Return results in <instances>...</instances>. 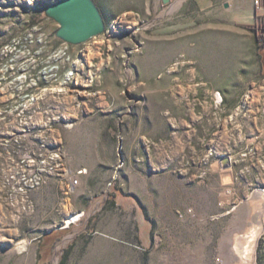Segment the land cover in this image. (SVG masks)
<instances>
[{"label": "rangeland", "instance_id": "obj_1", "mask_svg": "<svg viewBox=\"0 0 264 264\" xmlns=\"http://www.w3.org/2000/svg\"><path fill=\"white\" fill-rule=\"evenodd\" d=\"M53 1L0 0V264H264V70L214 63L251 64L264 20L94 0L105 31L38 57Z\"/></svg>", "mask_w": 264, "mask_h": 264}, {"label": "crops", "instance_id": "obj_2", "mask_svg": "<svg viewBox=\"0 0 264 264\" xmlns=\"http://www.w3.org/2000/svg\"><path fill=\"white\" fill-rule=\"evenodd\" d=\"M201 11L202 15L207 18L215 17V20H207L214 25L217 32L221 33L226 39H239L241 34L253 35L247 28L260 19L264 20V0H192ZM252 63L248 64L247 60L239 61V56L234 55L229 60L225 55L218 53L215 64L219 66L235 64L240 70V65H253L255 71L264 70V46L257 48L255 39L252 38ZM234 56H236L234 58Z\"/></svg>", "mask_w": 264, "mask_h": 264}, {"label": "water", "instance_id": "obj_3", "mask_svg": "<svg viewBox=\"0 0 264 264\" xmlns=\"http://www.w3.org/2000/svg\"><path fill=\"white\" fill-rule=\"evenodd\" d=\"M44 14L56 20L59 27L55 35L69 44L84 43L105 31L104 19L94 0H56L46 3Z\"/></svg>", "mask_w": 264, "mask_h": 264}, {"label": "built area", "instance_id": "obj_4", "mask_svg": "<svg viewBox=\"0 0 264 264\" xmlns=\"http://www.w3.org/2000/svg\"><path fill=\"white\" fill-rule=\"evenodd\" d=\"M40 25H41L40 23H35V24H32L30 28L31 29H42V27ZM26 40L28 41V43H30V44L26 45L29 48L28 51L30 53L34 52L35 54H38L37 55L38 57L41 55V53H40L41 51H46L47 53H50L51 55H59L60 53L66 54L67 44H66L65 41L59 40L60 42H58V43H55V42L54 43H50L51 41L48 42V43L47 42L43 43L42 39H39V38L33 39L30 36H27ZM34 46H36L37 48L35 49ZM52 70H54V69H52ZM72 75L73 74L70 72L69 75H67V78L70 79ZM39 82L41 83V78L40 77H38L37 81H34L33 84L36 86V85H38ZM25 95L29 96L28 93L25 94ZM33 178H34V183L38 184L39 183V178L37 176H34ZM77 183H78V180L76 178H75V180H73L71 182L72 185L73 184L76 185Z\"/></svg>", "mask_w": 264, "mask_h": 264}, {"label": "bare ground", "instance_id": "obj_5", "mask_svg": "<svg viewBox=\"0 0 264 264\" xmlns=\"http://www.w3.org/2000/svg\"><path fill=\"white\" fill-rule=\"evenodd\" d=\"M249 234H247L248 236V240H246L245 242V245L243 247V254H244V257L245 256H248L250 255L252 252H253V242H254V239H255V234H256V231L255 230H251L248 232ZM249 258V257H248Z\"/></svg>", "mask_w": 264, "mask_h": 264}, {"label": "trees", "instance_id": "obj_6", "mask_svg": "<svg viewBox=\"0 0 264 264\" xmlns=\"http://www.w3.org/2000/svg\"><path fill=\"white\" fill-rule=\"evenodd\" d=\"M113 202V201H112ZM53 236H56V233L55 234H52V233H46L45 235H43V237L42 238H44L46 241H43V243H45L46 245H49V247H48V249H51V247H52V245L53 244H51V239L53 238ZM40 252V249H39V251L36 253L37 254V256H38V259H39V261H40V259H42V255L39 253Z\"/></svg>", "mask_w": 264, "mask_h": 264}]
</instances>
